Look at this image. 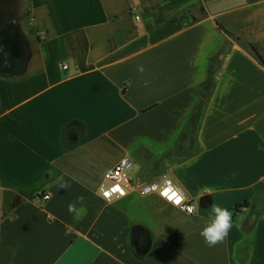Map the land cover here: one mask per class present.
<instances>
[{
	"label": "crops",
	"instance_id": "crops-1",
	"mask_svg": "<svg viewBox=\"0 0 264 264\" xmlns=\"http://www.w3.org/2000/svg\"><path fill=\"white\" fill-rule=\"evenodd\" d=\"M25 9L26 78L0 74V264H264V67L252 50L264 62V0ZM12 39L0 72L22 66ZM202 94L196 133H182ZM122 159L130 192L105 200L99 186ZM166 173L195 214L135 189ZM80 195L86 212L69 213ZM245 201L226 239L207 246L211 205Z\"/></svg>",
	"mask_w": 264,
	"mask_h": 264
},
{
	"label": "built area",
	"instance_id": "built-area-1",
	"mask_svg": "<svg viewBox=\"0 0 264 264\" xmlns=\"http://www.w3.org/2000/svg\"><path fill=\"white\" fill-rule=\"evenodd\" d=\"M135 19L137 20L138 17H135ZM60 69L62 71H67L68 65L66 63H61ZM132 166H133L132 161L128 159H122L104 174V181L99 186V194L103 199H105V192H109V197L105 200L119 199L128 195L132 187L130 181V171L132 169ZM117 186L119 189H123L125 193L124 195H121L120 191L118 190L115 192L111 191L112 189L117 188ZM178 188L179 187L176 184L175 180L168 173L164 174L163 178L160 181L135 186L137 192L142 196L151 193H156L162 197L161 194L164 193L168 198H172V199H175L173 193ZM48 199H49V195L47 193L42 195L40 198L42 202H45ZM163 199L168 202V199L166 198ZM186 206H194V205L186 199L184 201L183 206L176 208H178L181 212L186 213L188 215L195 214V211L193 213H189L187 211Z\"/></svg>",
	"mask_w": 264,
	"mask_h": 264
},
{
	"label": "trees",
	"instance_id": "trees-1",
	"mask_svg": "<svg viewBox=\"0 0 264 264\" xmlns=\"http://www.w3.org/2000/svg\"><path fill=\"white\" fill-rule=\"evenodd\" d=\"M21 0H0V45L8 42L9 40H7L9 37H6L4 35V29L7 26L12 27V29L14 30V33L12 34V36L10 38H13L12 41L14 43V49L17 55H21V62H22V66L17 69V70H13V71H1L0 74L5 77V78H11L14 80L17 79H24L26 78V75H24L25 73V68H24V63L26 60V57L24 54L25 52L23 50H21L22 48H25L26 42L24 39V36L22 34V31L20 29L19 23L16 20V11L18 10V6H19V2ZM184 8L180 9V10H176L178 12H182L183 14H186V10L183 11ZM179 17V16H178ZM179 18H174L173 20H179ZM19 44V45H18ZM20 45H21V49H20ZM254 55L258 61L259 64H261L264 67V62L261 59V57L257 54V52L254 50V48H252ZM211 90V87L206 88L205 92H209ZM203 97L204 95L202 94L198 100L197 106L194 109V111L190 114L188 121L183 129V132H189L191 130H193V135L196 133L198 126H199V122H200V115H201V105L203 102ZM248 205V202L245 201L241 204H238L236 206H234L232 208V213H236L239 212L241 209L246 208ZM262 210V211H261ZM258 212L254 213V218H256L257 216H259L261 214V212H263V209H261Z\"/></svg>",
	"mask_w": 264,
	"mask_h": 264
},
{
	"label": "clouds",
	"instance_id": "clouds-1",
	"mask_svg": "<svg viewBox=\"0 0 264 264\" xmlns=\"http://www.w3.org/2000/svg\"><path fill=\"white\" fill-rule=\"evenodd\" d=\"M143 66L138 67V71L143 72ZM58 186L60 189L67 190L71 188V184L63 179L58 178ZM120 191L121 195H124L123 189L117 188L112 189V192ZM211 191L212 189H208ZM162 198L168 199V202L173 204L175 207H181L184 205V201L188 199L184 189H177L173 196L175 199L168 198L166 194L162 193ZM109 197V192H105V199ZM47 198V197H46ZM84 197L82 195L77 196L75 200L70 201L67 204V211L71 214H81L86 212L83 207ZM189 213L195 211V206H186ZM232 212L227 208L222 207L218 204L211 205V213L205 226L200 231L199 235L203 238L205 244L209 247H214L219 243H222L228 236L232 229Z\"/></svg>",
	"mask_w": 264,
	"mask_h": 264
},
{
	"label": "rangeland",
	"instance_id": "rangeland-1",
	"mask_svg": "<svg viewBox=\"0 0 264 264\" xmlns=\"http://www.w3.org/2000/svg\"><path fill=\"white\" fill-rule=\"evenodd\" d=\"M16 12H17V13H16V20L18 21L19 26L22 27V28H26V27H27V25H26V20H27V18H26L27 10L25 9V0H21V1L19 2L18 10H17ZM31 28H32V26H30V28L27 27L26 29L29 30V29H31ZM126 28L129 29V26H128L127 24H126ZM26 29H25V30H26ZM22 30H23V29H22ZM125 32L130 33V30H125Z\"/></svg>",
	"mask_w": 264,
	"mask_h": 264
},
{
	"label": "flooded vegetation",
	"instance_id": "flooded-vegetation-1",
	"mask_svg": "<svg viewBox=\"0 0 264 264\" xmlns=\"http://www.w3.org/2000/svg\"><path fill=\"white\" fill-rule=\"evenodd\" d=\"M13 33H14V30L12 29V27H10V26L5 27L4 35L6 37H11Z\"/></svg>",
	"mask_w": 264,
	"mask_h": 264
}]
</instances>
